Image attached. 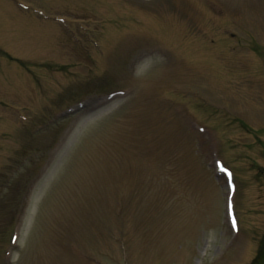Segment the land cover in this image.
I'll list each match as a JSON object with an SVG mask.
<instances>
[{
    "label": "rangeland",
    "instance_id": "rangeland-1",
    "mask_svg": "<svg viewBox=\"0 0 264 264\" xmlns=\"http://www.w3.org/2000/svg\"><path fill=\"white\" fill-rule=\"evenodd\" d=\"M145 2L148 3L140 9L134 6L137 3L135 0L38 1V11L44 13L45 17L44 20L38 17L41 22L33 21L32 24H37L38 29H49L42 34L48 40L43 46H38L29 39L26 42L33 44V47L29 48L22 43V37H26L23 32L27 26L20 25L24 28L20 29L19 33H14L19 34V44L22 46L15 52L23 55L28 64H34L32 68L36 67L37 70L32 72H38L37 65L43 64L46 68L38 72L41 75V86L38 87L41 89L40 93L43 95L49 91L48 97L51 99L61 91L62 86L64 87L63 92L58 94V99L53 101L59 107L74 102L83 95L90 94L93 98L104 84L108 91L113 89L115 84L107 83L111 78L102 77L106 70L114 72L112 79L117 83L116 87L132 86L135 88V94L133 97L128 96L124 100L116 101L117 104L110 110L94 116L83 124L77 136L76 133L72 134L68 140L70 143L67 142L65 148L56 156L57 166L45 181L40 176L42 174L35 180L36 170L39 163L45 159L48 146L54 142L67 121H58L40 133L38 147L35 145L38 153L33 154L26 164V161L18 163L21 161L20 157L7 159L0 156V182L7 176L12 177L6 184V195L2 198L0 193V235L8 225L5 231L8 238L16 229L11 227V224L21 217L26 226L24 241L28 238L19 253L13 252L10 264H56L59 251L66 252V239L69 235L71 239L74 238L75 232H78L84 264L98 263L97 254L92 255L93 261L88 260L89 249L98 254L104 252L101 255L102 260L110 264L113 260L112 251L109 250L111 246L103 249L100 240L105 242L104 245L107 242L100 232L105 229L107 234L109 226L116 233L119 232L121 224L116 212L124 203L128 209L125 215L127 222L123 221V228L127 224L128 240L133 239L135 243L128 245V261H123L122 264H195V261L200 259L195 255V243L198 244L203 236L204 230L201 227L205 225L204 228L209 230L206 226L211 222L218 223L224 197L218 187L221 185L212 176V169L207 167L205 158L197 155V147L193 145L190 137L180 132V128L189 126L188 117L196 116V109L193 107L195 98L191 101L187 98L193 90L199 89L200 92L208 93L216 99H222L221 96L228 97L230 94L236 100L228 99L226 102L236 104L239 108L237 115L244 119L247 116L242 114L241 109L247 114H252L253 109L259 107L256 91L248 89L254 86L249 78L238 76L232 80L229 75L233 71L243 70L242 65L247 61L246 52L241 55L228 52V42L221 38L224 39L222 34L226 28L236 29L243 37L246 33L245 26L253 32L259 31L260 36L264 37V0ZM3 3L7 9H14L7 1L4 0ZM126 10L129 11V18L134 16V24L138 25L131 28L133 33L126 27ZM138 10L142 11L135 14ZM17 17L20 16H14L18 19ZM9 21L11 22L12 18H9ZM233 22H239L240 26L235 27ZM14 26L13 29L19 27ZM78 30H101L104 35L107 32L110 42H106L108 53L115 52L120 42L118 53L132 45L133 48H138L132 51V54L126 52L124 56H119L121 61L118 66L121 62L123 68L119 73L117 56L103 57L96 54L95 58L101 69L91 67L95 72L89 75L88 69L82 68L80 64L90 60L85 55L80 57L78 54L81 52L74 45L80 38L78 35L67 36L71 40L68 41L65 38L67 34L62 32ZM145 30H152L150 35L154 38L140 34ZM102 34L98 36L100 40H104ZM155 37L159 41L164 40L169 47L166 49L159 46L161 43L157 42ZM216 40H222L221 47L213 45ZM141 48L150 52L154 58L148 57L146 61L139 63L142 50L137 57L136 53ZM211 49L216 50L214 57L213 54L209 58H199ZM157 52H161L165 60L159 58ZM3 58L0 53V66L4 64ZM133 69L140 76V80L133 77ZM69 73L79 76V82L72 80L73 78L68 76ZM107 75L110 76L111 73ZM120 77L123 80L121 83ZM10 81L14 85H20V92L32 87L29 80ZM50 84H54V88H49ZM224 85L233 87L234 92H230ZM2 90L3 87H0L1 93ZM260 91L264 92V86ZM64 95L65 99H61ZM1 98L16 100L26 107L31 104L36 106L31 95L6 91L1 94ZM67 98L71 101L67 102ZM103 101L112 100L104 96L101 102ZM42 108L41 104L38 109ZM0 111L3 113L0 117L6 124L5 127L0 123V128L7 132L11 124L12 128L15 127V117ZM16 113L19 111L16 110ZM24 116L27 119L26 126L33 125L32 119L31 123L29 120V110L22 113V117ZM50 117L52 113L48 110L38 123L47 122ZM77 118L78 116H74L72 122ZM218 124L220 125L219 122ZM234 132L235 130L232 136L239 138V141H245ZM17 137L15 134L14 139ZM215 139L216 143L212 148L215 154H220L218 148L222 149V143L217 137ZM7 143L0 147V151L9 152V156L14 155L12 146ZM23 145L22 142L21 148L18 147V155L25 153L30 146L29 143L22 147ZM223 146L225 156L230 148L226 143ZM231 159L233 161L236 158L233 156ZM41 182L43 188L30 213L19 212L23 191L30 190L29 194H33L35 187ZM85 224H94L101 229L83 226ZM186 234L187 237L193 234L195 238L198 236L195 243L186 245L182 238ZM213 235L220 237L221 232L215 229ZM210 236L209 234L208 237ZM4 241L5 236H0L3 254L9 249L4 246ZM20 243L23 245L22 241ZM56 245H59L58 249ZM209 246L210 244L206 243V264L208 258L214 255L209 252ZM75 263L79 264L75 257L64 256L58 260V264Z\"/></svg>",
    "mask_w": 264,
    "mask_h": 264
},
{
    "label": "bare ground",
    "instance_id": "bare-ground-1",
    "mask_svg": "<svg viewBox=\"0 0 264 264\" xmlns=\"http://www.w3.org/2000/svg\"><path fill=\"white\" fill-rule=\"evenodd\" d=\"M110 106L112 107L113 105H110ZM110 106H108V107H106V108H103V109H101V110H99V111H97V112L91 114V115L88 116L87 118H84V119L81 121L80 126L83 125V124H85L86 122H88V121H89L90 119H92L94 116L103 113L105 110H107L108 108H110Z\"/></svg>",
    "mask_w": 264,
    "mask_h": 264
},
{
    "label": "snow or ice",
    "instance_id": "snow-or-ice-1",
    "mask_svg": "<svg viewBox=\"0 0 264 264\" xmlns=\"http://www.w3.org/2000/svg\"><path fill=\"white\" fill-rule=\"evenodd\" d=\"M233 227H235V221H233Z\"/></svg>",
    "mask_w": 264,
    "mask_h": 264
}]
</instances>
